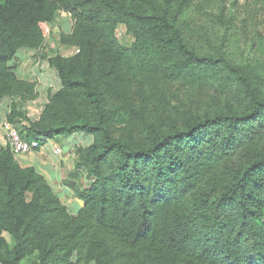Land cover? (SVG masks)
<instances>
[{
  "label": "trees",
  "instance_id": "trees-1",
  "mask_svg": "<svg viewBox=\"0 0 264 264\" xmlns=\"http://www.w3.org/2000/svg\"><path fill=\"white\" fill-rule=\"evenodd\" d=\"M228 2L0 0L9 122L42 145L93 140L74 148L66 174L84 203L75 215L0 148V264H264L261 63L232 62L226 39L209 41L210 54L195 43L205 16L232 29L238 1ZM248 6L264 11V0ZM60 17L69 57L46 44L44 27ZM22 49L43 53L60 85L35 122L24 107L38 85L12 66Z\"/></svg>",
  "mask_w": 264,
  "mask_h": 264
},
{
  "label": "rangeland",
  "instance_id": "rangeland-1",
  "mask_svg": "<svg viewBox=\"0 0 264 264\" xmlns=\"http://www.w3.org/2000/svg\"><path fill=\"white\" fill-rule=\"evenodd\" d=\"M236 3L237 8L235 9L239 16L235 18L234 25L232 29L226 34L219 26L212 23L211 19L205 16L203 19H199L200 26L207 32L206 34L203 31H200L198 27V34L196 36V48L202 54H210L212 50L209 45V41H212L216 46L223 43V39L227 41V54L232 62L236 64L252 65L254 67L256 63H261V68L258 70L260 77H262V82L259 86L261 95H264V11H261L260 7L255 8L252 12L248 6L247 10L244 9V3L246 0H229L228 3ZM66 14H64L65 16ZM61 16V15H60ZM62 17V16H61ZM61 17L59 21L53 26H45L44 33L46 36V44L49 46L48 51L50 50L54 54H60L65 57H69L75 54L74 50H69L62 47L59 43L60 32L65 31L64 28H61L60 25ZM63 18V17H62ZM245 20H248L245 23ZM71 22V20H69ZM119 39L125 42L126 38L125 31L121 29L119 31ZM131 42V41H130ZM43 53H34L23 51L15 63L12 66L18 68L19 75L25 80H28L33 83H37V89L39 92L38 102L39 107L44 106L49 99L51 91L56 88L48 89L49 86L59 87V81L56 82L55 72L48 63L47 59H43ZM56 82V83H55ZM42 89V90H41ZM42 96V100H41ZM212 101H207L205 105H212ZM32 104V103H31ZM31 106V105H30ZM26 107V106H25ZM24 107V108H25ZM28 108V104H27ZM10 109V108H9ZM40 109V108H39ZM27 113V112H26ZM127 121L123 118L119 121L120 127H125ZM75 142L82 143L84 147H87L91 143L89 137L77 136ZM0 148L3 147L1 146ZM64 203L67 206H70L72 203L71 198L64 199Z\"/></svg>",
  "mask_w": 264,
  "mask_h": 264
},
{
  "label": "crops",
  "instance_id": "crops-1",
  "mask_svg": "<svg viewBox=\"0 0 264 264\" xmlns=\"http://www.w3.org/2000/svg\"><path fill=\"white\" fill-rule=\"evenodd\" d=\"M64 14L66 13H62L61 16L64 19H69V16L67 14L64 16ZM69 27H70L69 24L68 26L65 25L64 26L65 31H69L70 29ZM23 51L34 52L35 54L40 53L38 50L36 51V50L22 49L18 52L17 55L19 56ZM17 55L12 64H14L16 59L18 58ZM17 75L19 79L25 80L22 77V75H19L18 70H17ZM55 77H56V82H57L58 78L56 75ZM25 81H28V80H25ZM52 88H56L55 90L52 91L55 93L56 91L59 90L60 85L59 87L55 85L53 87L49 86L47 91ZM39 91L40 90L37 91L38 95L40 93ZM41 100H42V96H41ZM36 101L28 103V108L26 104L25 105L26 107L24 108V110L27 112V117L32 122L38 121L40 119L42 113L45 110L46 104L49 102V99L46 102V104H43L44 105L43 107L42 105L41 107H39L38 102ZM10 104H11V101L9 99H5L2 102H0V119L6 113V111L10 108ZM1 136H2V133L0 130V143L2 144L1 146H3V143L1 142ZM76 137L69 139L67 141H64L62 144L59 143V141L51 140L49 143H44V149H42L41 151H36L32 155L26 158H21L20 161H18L20 166L23 168H26V167L35 168L37 172L41 174L49 182L54 192L60 196L63 202H64V199L71 198L72 200L71 205L70 206L66 205V206L74 215L77 214L79 209L84 207V203L74 198V194L65 184V180H66L67 170L72 168V165H73L72 151L77 145H83L82 143L80 144L79 142H75ZM92 141L93 140L91 139V143ZM55 148H59L61 150L62 152L61 155L55 152Z\"/></svg>",
  "mask_w": 264,
  "mask_h": 264
},
{
  "label": "built area",
  "instance_id": "built-area-1",
  "mask_svg": "<svg viewBox=\"0 0 264 264\" xmlns=\"http://www.w3.org/2000/svg\"><path fill=\"white\" fill-rule=\"evenodd\" d=\"M9 113L10 109H8L0 119V130L2 133L1 142L3 143V146H10L14 153L15 159L20 161L21 158H26L32 155L34 152L44 149V145H42L39 140L29 142L22 138L20 131L9 122ZM45 141V143H49L51 140ZM55 152L60 155L62 153L59 148H55ZM72 157H74L73 151Z\"/></svg>",
  "mask_w": 264,
  "mask_h": 264
}]
</instances>
